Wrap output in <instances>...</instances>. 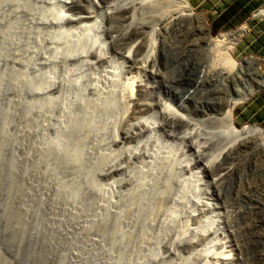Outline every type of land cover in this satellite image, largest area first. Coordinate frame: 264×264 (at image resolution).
Masks as SVG:
<instances>
[{
    "label": "rangeland",
    "instance_id": "obj_1",
    "mask_svg": "<svg viewBox=\"0 0 264 264\" xmlns=\"http://www.w3.org/2000/svg\"><path fill=\"white\" fill-rule=\"evenodd\" d=\"M120 1L0 0V264H202L208 247L231 250L222 264H264V148L246 142L204 169L229 144L210 120L228 101L244 98L237 129L264 131L263 5L243 19L240 0H187L202 25L169 30L162 12L137 19L140 59L149 45L157 54L142 72L121 56H93L107 40L99 19L123 24L119 14L109 26L101 10ZM244 27L232 51L243 81L205 76L217 62L209 39ZM138 74L142 106L124 116L120 94ZM164 107L183 124L153 131L152 112Z\"/></svg>",
    "mask_w": 264,
    "mask_h": 264
},
{
    "label": "bare ground",
    "instance_id": "obj_2",
    "mask_svg": "<svg viewBox=\"0 0 264 264\" xmlns=\"http://www.w3.org/2000/svg\"><path fill=\"white\" fill-rule=\"evenodd\" d=\"M163 1V0H162ZM86 2L87 4H93L95 0H62V4H64V7H72L73 4L76 3H82ZM137 2V1H136ZM149 0H141L139 3H136V6L133 2H129L128 0H121L117 4H108L107 8L105 7L104 10H101V17L102 15L107 17L106 20L109 21V26H111V22L117 18V16L120 14L121 20L117 18V22H123L121 25L118 23L117 25H120L118 27L107 28L105 27L104 22H101L103 20L99 19V28L101 29L103 33V38L105 37V34L107 36V40L105 41L103 39L102 41V48L99 51H95L93 53V56L95 59L99 62L106 63L110 58H113V56H121V59L126 61L125 63L135 67L138 65L141 66V71L146 72L148 69L147 67L152 66L151 61L155 59L156 54V46L155 45H149L146 49L147 55L144 60L140 59V52L142 51L141 48L144 45L135 46L134 37L137 38L139 35H143L144 31V25L141 28L140 23H136V20L139 21H146V18H149L151 16L153 19L156 18V16L159 15L160 12L163 13L164 17L161 22V26L165 30H169L170 26L173 25H182L185 21L191 22L192 20L196 21V23L201 24L202 21L198 18H193L194 14L192 13V8L187 0H165L164 6L161 5H151L148 6ZM162 4V3H161ZM83 5V4H82ZM79 6V5H78ZM81 6V4H80ZM130 6V8H129ZM133 6V7H131ZM161 6V7H160ZM83 8V7H81ZM60 12V20H69L70 15L65 14L66 11ZM76 10V9H75ZM79 9H77L78 11ZM73 12V11H71ZM137 13V14H136ZM127 15V16H126ZM197 16V15H196ZM116 22V23H117ZM129 22V23H128ZM127 25H124V24ZM202 25V24H201ZM201 25H199L201 27ZM175 27V26H174ZM174 29V28H173ZM246 28L244 27L242 30H240L238 33H235L228 36H221L219 39H209L211 44H213L214 52L217 53L215 56V59L217 62H215V65H212L209 67V69H205L204 73L205 76L209 74H221L226 79L233 80L238 84V81H243V70L245 69L244 66L241 64H238L233 57V50L235 48V42L238 41V38L242 37L243 33H245ZM105 32V33H104ZM207 37V36H206ZM135 38V39H136ZM205 39V37H204ZM101 40V39H100ZM207 42V41H206ZM128 46L130 48H128ZM210 46V45H208ZM92 48V46H91ZM93 48H95L93 46ZM208 49V48H207ZM212 49V48H210ZM98 50V49H97ZM204 50V49H203ZM211 51V50H210ZM212 53V52H211ZM208 54V52H207ZM211 55L213 59V55ZM112 56V57H111ZM30 60V59H29ZM156 61V60H154ZM110 63V61H108ZM150 62V63H149ZM155 63V62H153ZM103 64V63H102ZM151 64V65H150ZM153 66H155L153 64ZM140 70V69H137ZM245 72V71H244ZM140 74L137 76L131 77L130 79L127 78L126 82L123 86V93L120 94L122 96V102L120 104H123L124 108V116L127 114H130L131 116H135L136 112L141 108L142 102H141V88H142V82L140 81ZM214 76V75H213ZM261 76V75H260ZM243 77V78H242ZM224 78V79H225ZM232 82V81H231ZM225 83V82H224ZM223 83V84H224ZM258 90L264 89V78L262 77V80L260 81V84H258ZM229 86V85H228ZM145 88V87H144ZM225 88V85H224ZM256 91V90H255ZM254 92V91H253ZM250 91V94L253 93ZM114 94V93H113ZM116 95V94H115ZM118 95V94H117ZM250 96V95H249ZM244 101V98L239 97V99H232L231 101H228L223 106L222 110L219 111L212 119H210L213 122H216L215 127L218 126V128L227 134L229 144L225 146L222 150H220L217 157H215L212 160H208L207 165H205L204 169L211 170L212 168L220 167L223 160L226 159L227 154L234 150L237 147H240L241 145L247 143H258V145L264 148V131L261 130L258 127H245L241 130L237 129V127L234 125V116L233 112L234 109L240 105ZM118 107V106H117ZM116 107V108H117ZM169 108L164 107L159 112L153 111L151 115L152 122L150 123V129L153 131H156L160 129V125L166 124L171 125L175 123L183 124L182 121L178 122L179 119L174 115L172 116L170 114V111H168ZM120 112V111H119ZM126 112V113H125ZM158 114V115H157ZM158 116L161 118L162 121L158 120ZM130 117V116H129ZM132 118V117H130ZM186 123L184 124V128ZM189 126V124H188ZM166 128V127H164ZM124 132V131H123ZM120 133V132H119ZM171 134V133H170ZM197 137H200L202 133H195L193 134ZM185 137V136H184ZM183 137V138H184ZM122 140L126 139V132L122 135ZM193 142V141H191ZM193 144V143H192ZM144 153V152H143ZM144 158H147L148 154H144ZM196 155L199 158V156H203V152L200 149L199 146H196ZM215 156V155H214ZM144 160V159H143ZM188 160V159H187ZM151 161V160H150ZM189 161V160H188ZM150 163V162H149ZM224 176L218 177L214 179V181L222 180ZM216 214H213L210 217V221L206 224V230L212 228L215 226L216 220ZM218 222V221H217ZM218 225V224H217ZM218 227V226H217ZM205 231V230H203ZM28 241L26 242L25 248L29 252H33L34 246H35V238L33 233L28 235ZM27 243L31 244V248H27ZM214 248V247H213ZM205 248L204 257L202 264H208L211 263L212 260H215V262H227L232 258V255L230 253L231 250H229L225 254H219V250L217 253H213V249ZM239 249V248H238ZM226 251V250H225ZM235 256V255H233ZM237 256V255H236ZM213 263V262H212ZM201 264V263H200ZM217 264V263H216Z\"/></svg>",
    "mask_w": 264,
    "mask_h": 264
},
{
    "label": "crops",
    "instance_id": "obj_3",
    "mask_svg": "<svg viewBox=\"0 0 264 264\" xmlns=\"http://www.w3.org/2000/svg\"><path fill=\"white\" fill-rule=\"evenodd\" d=\"M263 1L262 0H240V1H238V2H242L243 3L241 5V7H240L242 9V11H243V19H246V17L248 16L249 12L254 10L257 6L263 5V8H264ZM263 8H261V10L264 11ZM231 11H233V10H231Z\"/></svg>",
    "mask_w": 264,
    "mask_h": 264
},
{
    "label": "water",
    "instance_id": "obj_4",
    "mask_svg": "<svg viewBox=\"0 0 264 264\" xmlns=\"http://www.w3.org/2000/svg\"><path fill=\"white\" fill-rule=\"evenodd\" d=\"M27 248H31V244H28L27 243ZM28 255H29V251L25 248L23 254H22V260L25 262L28 258Z\"/></svg>",
    "mask_w": 264,
    "mask_h": 264
}]
</instances>
